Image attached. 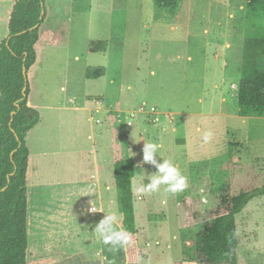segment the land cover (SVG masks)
I'll return each instance as SVG.
<instances>
[{"label": "rangeland", "instance_id": "1", "mask_svg": "<svg viewBox=\"0 0 264 264\" xmlns=\"http://www.w3.org/2000/svg\"><path fill=\"white\" fill-rule=\"evenodd\" d=\"M14 1L0 0V42L7 37ZM46 3L50 16L45 38L35 46L38 63L28 75L29 100L41 118L26 138L30 165L40 155L45 167L39 180L67 182L60 191L67 197L74 188L71 182L92 167L90 150L99 148L87 138L91 125L93 130L98 127L88 121L90 114L70 108L83 104L86 95L96 110L104 103L101 117L117 124L107 135L104 176L113 179L116 147L134 165L139 264H179L193 252L204 224L222 212L223 193L264 186V113L242 114L237 104L244 45L258 32L252 25L264 31V19L250 17L248 0H182L169 8H158L153 0ZM98 41L107 42L105 53L89 51ZM101 67L104 77L86 79L88 68ZM258 70L264 74V57ZM142 109L149 114L139 113ZM151 109L157 114H150ZM92 116L94 121L100 118ZM205 133H211L207 141ZM146 142L160 145L158 163L170 161L187 177L185 191L172 194L163 185L151 194L137 191L157 171L142 163ZM28 172L30 202V168ZM119 208V195L111 189L109 214H119ZM236 222L238 264H264V196L253 199ZM65 230L40 224L28 263H104L95 253L97 263L77 260L64 239ZM80 234L79 246H90L92 235L87 237L82 229ZM116 258V264H127L121 254Z\"/></svg>", "mask_w": 264, "mask_h": 264}, {"label": "trees", "instance_id": "2", "mask_svg": "<svg viewBox=\"0 0 264 264\" xmlns=\"http://www.w3.org/2000/svg\"><path fill=\"white\" fill-rule=\"evenodd\" d=\"M181 1L153 0L158 8H169L170 4L175 6ZM46 2L15 0L6 22L7 37L0 42V264H29V150L25 139L40 122V113L28 106V75L38 63L35 46L44 37L43 28L50 16ZM246 9L251 18L264 19V0H248ZM252 27L258 32L245 42L238 87L237 104L242 114L248 111L264 113V74L258 70V60L264 57V31L257 24ZM106 49V41L91 43L89 47L91 53H105ZM105 73L102 67L88 68L85 76L88 80H96ZM116 149L110 186L119 195L120 227L131 233V242L119 251L104 245V262L116 264L119 262L116 257L121 254V260L123 258L127 264H139L132 188L134 165L132 160L122 158ZM261 196H264V186L245 189L235 195L223 193L222 212L204 224L196 236L193 252L179 264H238L237 216L253 199Z\"/></svg>", "mask_w": 264, "mask_h": 264}, {"label": "crops", "instance_id": "3", "mask_svg": "<svg viewBox=\"0 0 264 264\" xmlns=\"http://www.w3.org/2000/svg\"><path fill=\"white\" fill-rule=\"evenodd\" d=\"M88 98L89 96L86 95L82 100L83 104L80 106H73L70 109L75 112L87 111L90 114L88 121L90 124L94 122L98 127L96 130H93L91 125V130L87 138L93 142V145H98L99 148L90 150L94 158L92 167L85 170V175L82 173L78 175V179L71 182L74 188L67 197H64L60 192L65 190L63 187L69 186L67 182L55 181L50 183V180H45L44 178L39 180V178L42 177V170L45 165L42 161L38 160L40 156L38 154L32 159L30 165L31 153L29 151L28 170L29 168L31 169L30 189H32V191L30 192L29 202V192L27 189L28 252L32 249V237L34 236L35 229L39 227L40 224L46 222L49 225L58 224L62 228L65 227L66 230L63 234L65 237L64 239L69 241V250L73 256L77 257V260L83 261L84 263L86 259L88 262L97 263L92 259L95 253L98 257L101 255L102 259H104L103 261H105L104 245L95 239L92 231L110 211L111 182L104 176L105 171L108 172V166L106 165H108L110 152L107 135L117 124L113 122L111 125L108 119L103 120L104 117H101V115L103 116L104 114V103H101L98 110H96L93 106V102ZM73 100L75 101V98L71 99L70 102L73 103ZM28 106L36 109L30 100ZM104 110H106V108ZM92 113L99 114L100 118L94 121ZM40 122L30 132H32ZM103 167L106 168L103 169ZM28 182L29 172L27 176V187ZM91 207L94 208L96 212H90L89 209ZM87 228L89 229L86 230ZM81 229L87 237L92 235L90 240H88V245H90L88 247H86V245L79 246V242L82 240L80 234ZM64 251L66 252L65 249ZM61 252H63L62 249ZM63 253H61L63 256H60L61 259L65 258ZM103 264H105V262Z\"/></svg>", "mask_w": 264, "mask_h": 264}, {"label": "clouds", "instance_id": "4", "mask_svg": "<svg viewBox=\"0 0 264 264\" xmlns=\"http://www.w3.org/2000/svg\"><path fill=\"white\" fill-rule=\"evenodd\" d=\"M211 137V133H205V140ZM160 145L156 143H145L143 148L144 164L155 166L157 171L151 174L148 184L141 185L137 191L141 194H151L160 191L161 186H166L165 191L176 194L188 188L187 177L181 174L180 170L170 161L162 160L157 162L158 149ZM205 202H206V198ZM166 203V201H164ZM90 212H96L94 208ZM97 241L103 245L110 246L113 251L124 249L131 242V233L120 227V216L117 213L106 214V216L95 226L92 231Z\"/></svg>", "mask_w": 264, "mask_h": 264}, {"label": "built area", "instance_id": "5", "mask_svg": "<svg viewBox=\"0 0 264 264\" xmlns=\"http://www.w3.org/2000/svg\"><path fill=\"white\" fill-rule=\"evenodd\" d=\"M151 110H152V111L150 112V114H153V115H154V114H155V115L157 114V113H153V111H154L153 109H151ZM139 113L149 114V113H147V112H144L143 109L140 110ZM151 121H152V122H157V121H158V118H153V120H151Z\"/></svg>", "mask_w": 264, "mask_h": 264}, {"label": "water", "instance_id": "6", "mask_svg": "<svg viewBox=\"0 0 264 264\" xmlns=\"http://www.w3.org/2000/svg\"><path fill=\"white\" fill-rule=\"evenodd\" d=\"M41 19H42V16H41ZM33 30V29H32ZM23 73H24V75H25V77H27V74H26V69L25 68H23ZM24 90H25V88H24ZM14 115V113H12L11 114V116H13ZM13 154V153H12ZM12 154H11V156H12ZM6 188H4L3 190H5Z\"/></svg>", "mask_w": 264, "mask_h": 264}]
</instances>
